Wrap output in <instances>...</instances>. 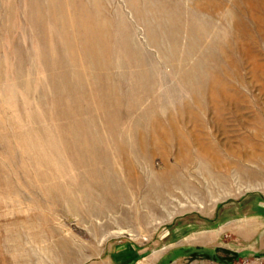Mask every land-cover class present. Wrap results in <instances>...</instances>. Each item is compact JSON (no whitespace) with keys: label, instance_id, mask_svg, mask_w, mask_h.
I'll use <instances>...</instances> for the list:
<instances>
[{"label":"rangeland","instance_id":"obj_1","mask_svg":"<svg viewBox=\"0 0 264 264\" xmlns=\"http://www.w3.org/2000/svg\"><path fill=\"white\" fill-rule=\"evenodd\" d=\"M264 264V0H0V264Z\"/></svg>","mask_w":264,"mask_h":264},{"label":"crops","instance_id":"obj_2","mask_svg":"<svg viewBox=\"0 0 264 264\" xmlns=\"http://www.w3.org/2000/svg\"><path fill=\"white\" fill-rule=\"evenodd\" d=\"M200 264H209L208 262H201Z\"/></svg>","mask_w":264,"mask_h":264}]
</instances>
